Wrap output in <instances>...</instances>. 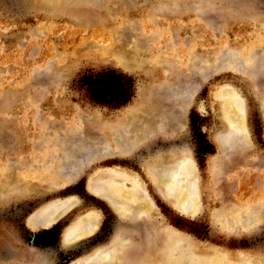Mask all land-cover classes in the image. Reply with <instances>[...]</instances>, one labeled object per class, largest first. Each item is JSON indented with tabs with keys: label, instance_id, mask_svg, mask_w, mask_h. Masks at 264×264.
<instances>
[{
	"label": "rangeland",
	"instance_id": "374dc122",
	"mask_svg": "<svg viewBox=\"0 0 264 264\" xmlns=\"http://www.w3.org/2000/svg\"><path fill=\"white\" fill-rule=\"evenodd\" d=\"M231 262L264 264V0H0V264Z\"/></svg>",
	"mask_w": 264,
	"mask_h": 264
},
{
	"label": "bare ground",
	"instance_id": "6f19581e",
	"mask_svg": "<svg viewBox=\"0 0 264 264\" xmlns=\"http://www.w3.org/2000/svg\"><path fill=\"white\" fill-rule=\"evenodd\" d=\"M231 92V91H230ZM227 93V95H225L224 97H225V99L228 101L229 99H230V96L231 97H233V94L232 93ZM230 112H231V115H230V122H232V123H234L235 124V127L236 128H239L240 130H242L243 129V119H242V117H241V115H240V112H239V110L238 109H236L235 110V108H234V105L233 106H231L230 107V110H229ZM185 161V159L184 160H182L180 163H179V165H178V167H174V166H172V167H170V170L166 173V174H164L163 175V180H165V182L167 183L168 181V183H177V182H179V181H182L183 179H184V175H185V170L184 169H182L181 168V165H182V163ZM178 164V163H177ZM186 166H188V165H186ZM186 169V168H185ZM187 173V172H186ZM187 176V175H186ZM162 177V176H161ZM113 177H111V176H109L108 175V179H106V180H110V179H112ZM188 181V180H187ZM183 182H181V184H182ZM188 183V182H187ZM112 184V183H111ZM178 184V183H177ZM183 185V184H182ZM181 185V186H182ZM112 186L114 187V189H115V191H117V192H119V194H117V195H119L120 196V198H119V196H117L119 199H121V201H118V205H119V207L120 208H122V209H129V210H131V209H133V207L131 206V203L132 202H134L135 201V203H138L139 204V206L141 207V208H143V209H146L147 210V208H146V206H145V204H144V200H143V198H141V200L139 199V196H137L136 195V193L137 192H139V190L138 191H136V189H134L135 190V192L133 191V190H131V191H129V190H125V191H123L122 189V186H121V184L116 180V182H114V184H112ZM177 186H179V185H177ZM189 186V185H188ZM113 187H111V188H113ZM113 189V190H114ZM111 191V190H110ZM182 191V190H181ZM192 191V190H191ZM188 193V192H187ZM191 193V192H190ZM178 194V193H177ZM180 194H182V193H180ZM190 195H192V193L190 194ZM182 197V199L180 200L181 201V203H185V201H186V199H185V195L183 194L182 196H180V198ZM137 208V207H136ZM135 210V209H134ZM254 214H255V217L256 218H258V216L260 215L259 214V212H258V214L256 213V212H254ZM92 216H94V214L92 215ZM260 217V216H259ZM254 220V217L252 216H249V217H246L245 218V221H253ZM84 222H86V220H83V224H84V226L85 227H87V224H85ZM82 225V224H81ZM82 227V226H81ZM80 227V228H81ZM88 230V231H87ZM90 230H91V228H90ZM89 230V228L87 227V228H84L82 231H80L78 234L77 233H75L74 235H72L70 238H75V237H77V236H79V235H83L86 231L87 232H89L90 231ZM75 231V230H74ZM86 234V233H85ZM119 241V240H118ZM174 241H175V239H174ZM114 242V241H113ZM171 243V242H170ZM174 244V243H173ZM176 246L177 247H179V248H181V249H185V246L183 245V243H181V242H178V241H176ZM113 252H116L117 251V248L114 246L113 247V250H112ZM99 256V255H98ZM106 257V255L105 254H103V255H101V258L100 259H102V258H105ZM226 264H234L233 262H231V263H226Z\"/></svg>",
	"mask_w": 264,
	"mask_h": 264
}]
</instances>
